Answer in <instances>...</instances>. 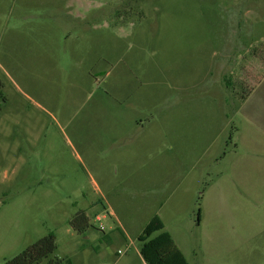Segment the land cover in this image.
<instances>
[{
	"label": "rangeland",
	"instance_id": "374dc122",
	"mask_svg": "<svg viewBox=\"0 0 264 264\" xmlns=\"http://www.w3.org/2000/svg\"><path fill=\"white\" fill-rule=\"evenodd\" d=\"M263 117L264 0H0V264L50 231L34 264H145L160 184L192 178L188 263L264 264L262 188L230 170L264 163Z\"/></svg>",
	"mask_w": 264,
	"mask_h": 264
},
{
	"label": "crops",
	"instance_id": "0c3cea01",
	"mask_svg": "<svg viewBox=\"0 0 264 264\" xmlns=\"http://www.w3.org/2000/svg\"><path fill=\"white\" fill-rule=\"evenodd\" d=\"M137 126H143V119H135ZM261 125L264 127V117L260 120ZM135 147H140V143H134ZM261 153L264 154V145L260 146ZM231 175L237 179L244 187H252L251 180L255 179L262 188L260 198H264V163L252 164L249 162H238L233 164L230 168ZM259 171V174L253 171ZM181 183H172L170 181L160 184L158 191L160 194L159 206L146 221H149L154 215H157L164 224V230L169 232L172 239L182 251L186 258L185 252L181 246V241H186L190 237V232L195 227L200 228L204 224L206 227L211 226V217L208 213H204V205L200 208V216L198 218V209L195 212V204L193 197L197 189V181L195 178L190 181ZM263 194V196H262ZM202 212V213H201ZM114 214L113 212L110 215ZM197 216V217H196ZM118 219V218H117ZM216 238H211L223 246L227 243L225 236L219 235L218 228L214 235ZM223 238V240H222ZM231 248L232 243H227ZM98 248V247H97ZM116 253V252H115ZM187 260V259H186ZM188 262V261H187ZM145 263V262H144Z\"/></svg>",
	"mask_w": 264,
	"mask_h": 264
},
{
	"label": "trees",
	"instance_id": "16d2710c",
	"mask_svg": "<svg viewBox=\"0 0 264 264\" xmlns=\"http://www.w3.org/2000/svg\"><path fill=\"white\" fill-rule=\"evenodd\" d=\"M88 225L87 214L83 210L78 211L72 219V226L82 232ZM138 239L141 243L139 253L145 264H189L169 232L164 230V224L157 215L146 223ZM56 247L55 234L50 231L5 264H34L52 253Z\"/></svg>",
	"mask_w": 264,
	"mask_h": 264
},
{
	"label": "built area",
	"instance_id": "2783aa9c",
	"mask_svg": "<svg viewBox=\"0 0 264 264\" xmlns=\"http://www.w3.org/2000/svg\"><path fill=\"white\" fill-rule=\"evenodd\" d=\"M102 217H103V216H102ZM102 217H100V216H96V219H97L98 221H100ZM100 229H101V230L103 229V225H100ZM123 252H124L123 250H117V253H118V254H122Z\"/></svg>",
	"mask_w": 264,
	"mask_h": 264
}]
</instances>
